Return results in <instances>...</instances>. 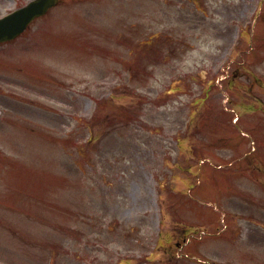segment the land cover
I'll return each mask as SVG.
<instances>
[{
    "label": "rangeland",
    "instance_id": "rangeland-1",
    "mask_svg": "<svg viewBox=\"0 0 264 264\" xmlns=\"http://www.w3.org/2000/svg\"><path fill=\"white\" fill-rule=\"evenodd\" d=\"M251 146L264 0H60L0 45V264H264Z\"/></svg>",
    "mask_w": 264,
    "mask_h": 264
},
{
    "label": "water",
    "instance_id": "water-1",
    "mask_svg": "<svg viewBox=\"0 0 264 264\" xmlns=\"http://www.w3.org/2000/svg\"><path fill=\"white\" fill-rule=\"evenodd\" d=\"M54 2L55 0H35L26 7L18 9L4 18H1L0 40L9 39L18 34L32 17L41 14Z\"/></svg>",
    "mask_w": 264,
    "mask_h": 264
}]
</instances>
